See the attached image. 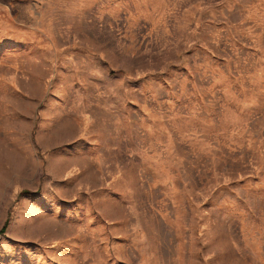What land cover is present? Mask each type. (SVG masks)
I'll use <instances>...</instances> for the list:
<instances>
[{"label":"rangeland","instance_id":"374dc122","mask_svg":"<svg viewBox=\"0 0 264 264\" xmlns=\"http://www.w3.org/2000/svg\"><path fill=\"white\" fill-rule=\"evenodd\" d=\"M0 264H264V0H0Z\"/></svg>","mask_w":264,"mask_h":264},{"label":"trees","instance_id":"16d2710c","mask_svg":"<svg viewBox=\"0 0 264 264\" xmlns=\"http://www.w3.org/2000/svg\"><path fill=\"white\" fill-rule=\"evenodd\" d=\"M8 221H9V220L6 221L5 226H4L3 230H2V232H4V231L6 230V227H7V225H8Z\"/></svg>","mask_w":264,"mask_h":264}]
</instances>
